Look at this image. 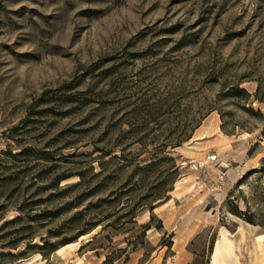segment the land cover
Wrapping results in <instances>:
<instances>
[{"label": "rangeland", "instance_id": "1", "mask_svg": "<svg viewBox=\"0 0 264 264\" xmlns=\"http://www.w3.org/2000/svg\"><path fill=\"white\" fill-rule=\"evenodd\" d=\"M223 229L264 264V0H0V264H211Z\"/></svg>", "mask_w": 264, "mask_h": 264}, {"label": "bare ground", "instance_id": "2", "mask_svg": "<svg viewBox=\"0 0 264 264\" xmlns=\"http://www.w3.org/2000/svg\"><path fill=\"white\" fill-rule=\"evenodd\" d=\"M227 233L228 231L226 229L222 230L220 237L221 243H217L211 253V264H227L225 254L232 247V241L228 238ZM256 240L258 246L261 247L264 243V233L257 235Z\"/></svg>", "mask_w": 264, "mask_h": 264}, {"label": "trees", "instance_id": "3", "mask_svg": "<svg viewBox=\"0 0 264 264\" xmlns=\"http://www.w3.org/2000/svg\"><path fill=\"white\" fill-rule=\"evenodd\" d=\"M188 138H190V136L186 137L185 139H188ZM175 145H179V144H175ZM160 195H161V192L154 194V197L157 199V198L161 197ZM230 200L231 199H229V201ZM230 203H231V201H230ZM229 211L231 213L241 217L243 220H245L246 222H248L250 224L260 225V226L262 225L261 220L255 219L252 212H250L248 209H246L245 211L239 210L237 204H233V202L231 204V207H229Z\"/></svg>", "mask_w": 264, "mask_h": 264}, {"label": "built area", "instance_id": "4", "mask_svg": "<svg viewBox=\"0 0 264 264\" xmlns=\"http://www.w3.org/2000/svg\"><path fill=\"white\" fill-rule=\"evenodd\" d=\"M221 178H223V176H221Z\"/></svg>", "mask_w": 264, "mask_h": 264}, {"label": "crops", "instance_id": "5", "mask_svg": "<svg viewBox=\"0 0 264 264\" xmlns=\"http://www.w3.org/2000/svg\"><path fill=\"white\" fill-rule=\"evenodd\" d=\"M264 244V243H263Z\"/></svg>", "mask_w": 264, "mask_h": 264}]
</instances>
